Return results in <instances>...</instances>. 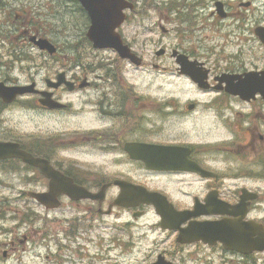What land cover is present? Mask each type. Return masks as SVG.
I'll list each match as a JSON object with an SVG mask.
<instances>
[{"label":"flooded vegetation","instance_id":"flooded-vegetation-1","mask_svg":"<svg viewBox=\"0 0 264 264\" xmlns=\"http://www.w3.org/2000/svg\"><path fill=\"white\" fill-rule=\"evenodd\" d=\"M47 1L59 8L63 1L66 5L78 4L73 0H45L43 4L0 0V82L35 84L32 91L17 96L10 103L0 96V141L19 144L22 150L42 161L41 166H36L20 158L0 159V181L5 180L3 174L8 180L21 178L18 188L11 187V191L18 193L15 202L22 204V208L37 206V210L28 208L18 213L19 217L9 225L0 220V264H30L31 260L42 264L46 260L50 264H120L112 260V252L129 251L134 247L139 220L149 210H153L157 218L155 229L169 236L168 246L157 253V258L162 256L181 264L170 260L169 256L185 255L188 251L187 257H200L206 250L242 255L225 248L219 241L213 245L202 240L181 243L177 239L179 229L162 227L161 215L153 203L124 205L117 200L124 192L136 191L138 187L160 193L167 199L170 214L174 211L189 214L186 220L180 221V228H185L193 223L232 218L220 210L238 204L243 189H249L258 192L259 197L245 202L244 220L253 218L264 224V219L253 216L256 201L264 196L247 181L257 175L245 171L264 166L260 161L264 160V99L261 94L250 100L235 96L228 91L227 81H222L229 77L237 81L254 70L232 65L227 60L225 65L215 63L221 60L215 43L208 45L206 41L193 40L198 28L184 20L186 17L181 11H176L181 18L172 15L167 18L163 12L152 14L158 17L156 27L160 26L163 36H167L166 46L157 41L139 43L127 38L124 32L127 23L145 22V17L150 16L142 14L137 5L125 11L124 23L118 30L124 43L140 58L139 65L113 48L95 47L90 39L76 43L50 40L41 32L42 21L36 22L34 18L38 11L44 15L43 11L51 8ZM33 4L38 8L35 11ZM209 8L207 2L200 8L197 6V12L208 13ZM217 14L212 11L210 16L223 19ZM228 15L232 20L236 12L231 10L226 17ZM88 20L89 27L91 19ZM188 23L190 27L186 29L183 25ZM240 30L245 32L243 27ZM40 38L48 39L54 51L41 49L36 44ZM156 46L160 49L154 50ZM13 47L21 52L16 55ZM146 54L152 58L148 59ZM63 55L66 58H62ZM179 56L184 58L182 66L177 61ZM6 57L11 61H6ZM14 64L22 67L17 73ZM131 70L184 77L199 91L212 96L207 100L182 102L171 95L157 103L155 98L142 95L138 76L129 75ZM197 74L203 75L206 86H200L191 77ZM26 79L27 82H21ZM83 94L85 108H77L70 97L79 98ZM230 100L237 105L230 107L227 104ZM14 108L37 112L42 123H48L45 119L49 118L53 127L58 126L57 120L62 116L65 119L84 116L87 125L79 139L67 138V132H51L41 127L39 135L23 138L15 131L4 133V113ZM222 125L231 138L214 140L209 137L212 131H204ZM186 127L197 132V136L185 131ZM142 151L149 153L143 156ZM82 157L103 158L112 162V166L94 168L81 161ZM145 159H167L169 168H149ZM236 159L241 162L240 169H234ZM49 173L66 179L89 195L73 198L61 192L59 206L40 203L29 194L52 191L55 181ZM23 177L28 181H23ZM58 211L61 212L57 216L51 214ZM53 245L56 248H51Z\"/></svg>","mask_w":264,"mask_h":264},{"label":"rangeland","instance_id":"rangeland-1","mask_svg":"<svg viewBox=\"0 0 264 264\" xmlns=\"http://www.w3.org/2000/svg\"><path fill=\"white\" fill-rule=\"evenodd\" d=\"M44 1L45 0H29V3L43 4ZM132 1L137 5L138 9L142 10V14H147L150 17H145V22L134 20L130 21V23H127L124 26L125 35L130 40L137 41L139 43L157 41L166 46L167 36H163V33L160 31V26L156 27L159 23L158 17H152V14L155 12L158 14L163 12L167 15V18L171 17V15L174 18H177L178 16L181 18L179 14L180 12H176V10L173 9L175 6H178L179 11H181V13L188 19L191 18L192 25H195V27L198 28V31L193 33V40L206 41L208 45L209 43H215L216 50L221 57V60L219 62L215 61V63L225 65L227 60L228 62L233 63L232 65L251 68L249 70L264 69V45L260 42L259 38L255 34V29L258 26H264V0H199L203 3L208 2L210 7L208 10L210 11L207 13V11L204 12V10H200L199 12L190 15H186L182 9V7L187 3L186 0ZM47 2L48 4H51V8L49 10H44V15H42L39 11L38 13L34 14L36 22L42 21L43 23V28H40L41 32L50 40H59L61 43H76L86 41L85 38L88 30L89 20L88 16L84 14L83 10L73 4L66 5L65 3H62L59 8L51 1ZM218 2L223 4L224 13L228 14L231 10H234V12H236V16L232 18V20H229V15L226 17V15L222 16L217 14L220 16V18H223L221 19L222 21L210 16L212 11L218 12ZM34 4L32 5V9L35 11L38 8ZM162 24L166 26L165 21H163ZM165 26H163V28ZM183 26L188 29L190 24H184ZM240 27H243L245 32L240 30ZM161 40L163 42H161ZM30 48L33 51L38 52L32 47ZM159 49L160 46H156L154 48V50ZM65 51L69 52L68 50ZM146 55L148 59L152 58L150 55ZM62 58H66V56L63 55ZM5 60L8 62L11 61V59L8 57H6ZM232 60L237 62L234 63ZM14 68L15 73L22 69L20 64H14ZM42 72L46 73L45 71ZM129 75H133V77L138 76L137 83L140 86L142 95L155 98L157 103L159 101L162 102L163 99H168L171 95L174 98H179V100L182 102H185L188 99L207 100L212 96L199 91V89L196 88V86L193 85L190 80L184 77H171L167 73L161 75L156 72L147 73L141 71L137 73L134 70H131ZM27 80L28 79L21 80V82L25 83ZM40 80L41 79L39 78L38 81ZM70 98H72L77 108H85L86 96L84 94L80 95L79 98ZM222 100L223 103H226L224 102V98H222ZM227 104L230 107L237 105L236 102L231 100L228 101ZM4 118V133L15 131L23 138L39 135L38 131L41 127L45 130L51 129V132H67V138L79 139L82 132L85 130V126L87 125V123L84 121V116L69 119H65V117L62 116V118H58L57 120L58 126L53 127V121H50L49 118L45 119L48 123H42L43 119L39 118L37 112L26 111L22 108H14L11 111L5 112ZM78 121L81 122L79 124H75V122ZM184 130L190 134H193L194 137L197 136V132L190 131L189 127H186ZM204 131H212L213 135L209 137H213L214 140L231 138L229 137V134L223 125L216 129H204ZM81 161L91 164V166L94 168L100 169L103 167L111 168L112 166V162H108L103 158L97 159L82 157ZM260 161L264 163V160ZM236 162L237 159L234 161L236 165V168L234 169H240L239 167H241V162ZM245 171L250 174H255L260 178L259 181L257 177H251L248 178L250 180L247 181L248 185L253 188H258V190H260L264 196V166L251 167ZM259 175L262 176L260 177ZM3 177L5 180L0 181V185L3 186L0 188V202L3 203L2 209L0 210V220L7 222V225H9L15 221V218L17 219L19 217L18 213L22 214L28 208L37 210V206L30 205L28 207L25 206V208H22L24 207L22 204H17L15 201L17 199L18 193L11 191V187L15 186L18 188L21 178L17 177L16 180L14 178L8 180L5 174H3ZM23 181L28 180L23 177ZM26 200H28V198H26ZM68 206L70 207V205ZM59 212L61 211L51 214L57 216ZM253 216L255 218L264 219V197L256 201ZM156 222L157 218L155 212L153 210H149V212L139 220L140 228H138L135 232L136 240L134 247L129 251H113L111 257L112 260H117L120 262V264L139 262L144 263L152 261L153 259L156 260L157 253L162 252L163 248L167 247L169 244V236L166 234H160L159 231L155 229ZM159 240L162 242L155 244V242ZM30 248H33V245L30 246ZM51 248L56 247L53 245ZM174 251L175 249L172 250L171 253ZM201 253L203 255L200 257H187L186 254H190V252L185 251V255H179L176 257L171 256V258L169 256V259L181 264H244L246 261L247 264H264V252L253 254L249 258L238 254H216L214 252L211 253L209 250H206L205 252L203 251ZM244 259L246 261H244ZM30 264L42 263L31 260ZM45 264H50V261L46 260ZM97 264L104 263L99 262Z\"/></svg>","mask_w":264,"mask_h":264},{"label":"water","instance_id":"water-1","mask_svg":"<svg viewBox=\"0 0 264 264\" xmlns=\"http://www.w3.org/2000/svg\"><path fill=\"white\" fill-rule=\"evenodd\" d=\"M88 12L91 19V25L87 30V36L94 42L95 47L115 48L122 57L130 58L133 62L139 64V59L127 44H124L123 38L116 31L124 22L126 14L125 9L134 8V4L128 0H78ZM249 5V4H246ZM220 15H226L223 11V4L217 3ZM255 34L264 44V26H258L255 29ZM36 44L41 49H47L50 52L54 51V45L44 38L36 41ZM138 59V60H137ZM183 57L179 56L177 61L184 64ZM240 76V75H239ZM200 86H206L203 83V75H191ZM63 75H61V80ZM229 84L228 91L237 96H241L245 100H250L260 93L264 98V70L250 71L245 73V77L238 78L235 81L234 77L223 78ZM35 84L30 85H5L0 82V96L8 103L12 102L17 96L32 91ZM145 153L146 151H142ZM149 152L143 154L148 155ZM17 157L23 159L27 163L41 166L42 161L33 158V156L22 150L19 144L0 141V159ZM145 163L149 168L167 169L168 160H146ZM195 167H191L194 169ZM50 177L55 181L52 184V191L48 193H30L40 203L49 207H57L59 205L58 195L67 193L73 198L88 196V193L81 192L78 187H74L66 179L49 173ZM60 190H55V189ZM241 201L228 207H222L221 213L233 215L232 218H224L212 222H200L188 225L185 228H180V221L186 220L189 214L185 211L169 213V206L166 204V198L160 193L149 192L145 188H140L132 192H124L121 194L118 203L124 205H138L140 203H153L156 206L157 212L161 215V225L164 228L179 229L177 239L182 243L202 240L209 244H215L217 241L223 243L225 248L236 250L243 254L252 253L255 251H264V225L256 220H244L246 215L245 201L248 199H256L258 194L251 192L248 189H243ZM95 196V195H94ZM137 198L139 200H137ZM185 217V218H184ZM144 264H174L167 261L164 257L159 256L157 261Z\"/></svg>","mask_w":264,"mask_h":264},{"label":"trees","instance_id":"trees-1","mask_svg":"<svg viewBox=\"0 0 264 264\" xmlns=\"http://www.w3.org/2000/svg\"><path fill=\"white\" fill-rule=\"evenodd\" d=\"M188 1L189 2H187L182 7V9L186 13V15L194 14L195 13V9H196L197 6L201 7V5H203L204 3H206V2L203 3V2H201L199 0H188ZM63 3H64V1H63ZM173 9L174 10H176V9L179 10L178 9V6H175ZM84 14H85V11H84ZM184 20H188L190 23L192 22L191 18L187 19V17H186V19H184ZM237 29H238V27H237ZM85 40H87V37L85 38ZM27 48H29V47H27ZM15 50H16V55L19 54V52H21V49H17V48L14 47V52H15ZM2 206H3V203L0 204V210L2 209ZM245 257L246 258H249L250 256H245ZM244 261H246V260L244 259ZM244 264H247V261Z\"/></svg>","mask_w":264,"mask_h":264}]
</instances>
